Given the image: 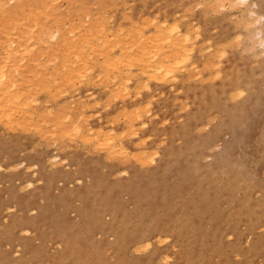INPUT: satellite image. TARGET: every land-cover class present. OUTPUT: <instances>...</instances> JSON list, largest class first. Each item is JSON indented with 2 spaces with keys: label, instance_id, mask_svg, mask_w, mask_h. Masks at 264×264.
<instances>
[{
  "label": "rangeland",
  "instance_id": "rangeland-1",
  "mask_svg": "<svg viewBox=\"0 0 264 264\" xmlns=\"http://www.w3.org/2000/svg\"><path fill=\"white\" fill-rule=\"evenodd\" d=\"M6 1L0 80L40 102L13 107L16 119L28 117L22 129L0 105V264H264V0H43L47 15L71 16L62 83L57 40L24 29L30 17L13 10L27 0ZM161 21L181 28L194 50L165 79L135 77L120 93L118 80L89 87L71 77L70 30L81 44L105 23L111 38L136 33L145 43L160 36ZM124 107L141 118L121 117ZM90 115L96 130L125 132L104 147L85 143Z\"/></svg>",
  "mask_w": 264,
  "mask_h": 264
},
{
  "label": "bare ground",
  "instance_id": "bare-ground-1",
  "mask_svg": "<svg viewBox=\"0 0 264 264\" xmlns=\"http://www.w3.org/2000/svg\"><path fill=\"white\" fill-rule=\"evenodd\" d=\"M13 1L15 2L18 0H13ZM50 1L54 4V3H57L59 0H50ZM7 3L8 2L6 0H0V13L4 14V13L8 12ZM42 4H44L43 0H27V3L25 5H23L21 8H17L16 10H13V12L15 14V17H17L23 11L26 12V15H28L30 17L31 20L27 24L24 25V29H30V32H31L34 30V28H38V32L40 34V37H39L40 39L47 40L49 38H54L57 40L58 54L52 58V62L54 63V66H55V69L57 70L58 76L62 78V80L60 81V83H62L64 81L67 73H66V69L63 67L62 63L59 60V52H61L67 46V44H65L63 42V39L61 38V34H62V29H64L67 26V24H65L64 22H66V21L69 22V19L71 18V16L68 15L64 19H56V18H54V16L47 15L46 12L39 10L40 6ZM140 12H141V10H140ZM259 17H261V16H259ZM161 22L163 23V21H161ZM165 22L167 23V21H164L163 24H166ZM137 23H134V24L132 23V28H133L132 30H135L134 28L137 29V27L139 25V23L138 24ZM162 23L158 22V25L162 24ZM167 24L163 25V26L161 25L162 28H161V26H158L162 31L160 36H157V38H156L158 41L155 39H152V40L149 39L150 41L145 42V43H140V42L136 41L139 38V36H137L136 33H133V34L122 33V34H117L111 38L112 33H110V30L107 26L105 27V25H107L105 23H104V25L98 24L96 27V32L95 33L89 32V35L87 36L86 40L84 42H82L81 44H80V41L74 40L75 39L74 34H72V32L70 30L69 31V38H70V40L74 41V50H72L70 52L68 61H69V66H72V68L75 69L74 72L72 73L71 77L73 78L74 81H80L81 83L88 82L89 87H93L96 84L112 83V82H116L118 80L120 82V86H121L120 93L129 92L128 89L131 88L130 85L132 84L133 78H135V77L136 78H138L139 76H141V78L146 77L147 79H150V80L154 79V81L156 80V82H157V80L165 79L167 76H169L170 74L174 73L177 69H179V67H183L182 62L185 59V55L187 56L186 51L191 52L190 53L191 55L193 54L192 52L194 51L193 49H191V46L189 47V50H187L188 45L191 44V42H192L191 38H190L191 41H189L187 34L181 32V28H177L174 30H168L171 25L170 24L167 25ZM111 25L113 26L114 24H111ZM119 27L120 26H118L117 29H119ZM147 27H149V26H147ZM20 28L23 29V27H20ZM144 28L148 29L145 26L142 27L141 29H144ZM166 28H168V29H166ZM110 29H113V28L110 27ZM122 29L124 30V28H122ZM127 29L125 28L126 31H127ZM138 29H140V27ZM141 29H140V31H141ZM165 29L168 31H166ZM178 29H180V30H178ZM198 33H200V32H197V35H198ZM170 34L172 36L174 34L173 38L171 36L172 39L169 36ZM197 35H196V37H197ZM136 37H138V38H136ZM108 42L112 43L111 44L112 48H110V49H108L107 45L105 46V44H107ZM21 45L23 46L24 44H21ZM39 55H40L41 59H44V56L48 57V55L44 54L43 52H40ZM191 55H189V56L191 57ZM98 56L102 58V60L104 61V65L100 66V67L98 66V67L92 69V67L89 64V60L94 59ZM189 56H187V57L189 58ZM190 59L186 58L185 60L188 61ZM186 61H184V62H186ZM107 71L112 72V75L109 76V73ZM133 71L134 72L136 71L137 73L134 74V73H132ZM42 73H44V72H42ZM25 75H26V73L23 74V77ZM28 75H31V74H28ZM11 77L15 78V81H16V79L22 78V76L18 73L13 74ZM15 81H14V83H15ZM238 83H239V81H238ZM9 84L10 83L7 82L5 79H3L2 81L0 80V105H2L3 107H6V109H8V110H6V111L4 110V111L8 115V116L6 115V117L8 118L9 124L14 126L15 128L17 126L21 127L22 123L19 120L20 119L22 120L24 118L25 121H27L28 117L23 116V118H21L20 116H18L17 117L18 119H16L15 118V113L17 112L16 110L17 109L18 110L19 109L20 110H27L29 107H31V105H29V107L27 109H24L27 105L25 107L21 108L24 105L19 106V104H37L38 102H40L39 97L34 95V97H32L33 100L27 101L26 98H22V97H24V92H23V89L20 87V85H18V84L9 85ZM142 88L143 87H141L140 89H142ZM237 88H239V87H236V89ZM59 90H60L59 91L60 95L65 94L64 89H61V87H59ZM34 94H36V93H34ZM86 94H87V96H86L87 99L90 100V102L94 103L95 107L98 106L97 104H99V100L95 97L94 93L89 92V90H88V91H86ZM19 98H22V99L19 100ZM130 101H132V100H130ZM148 101L150 102V100H148ZM7 104H11V106H9ZM85 104H86V102H85ZM85 104H84L83 108L87 107V106H85ZM14 106H16V107H14ZM131 106H132V104H131ZM138 106H140V105L138 104ZM145 106H146V104H145ZM18 107H20V108H18ZM144 108H146V107H144ZM13 109L16 112H13L14 111ZM85 109H87V108H85ZM140 109H142V108H140ZM122 110H123L122 111L123 113L119 114L120 116L123 115L121 117H127L128 115H133L132 118L135 119V111L136 110L130 111V110H127L126 107H124ZM4 111H1V109H0L1 113H3ZM138 111H140V112L137 113V111H136V113H137L136 116H138V114H139L138 117L141 118V112L142 111L141 110H138ZM19 112H21V111H19ZM19 112H18V114H19ZM23 114H27V113H23ZM3 116H5V115H3ZM7 118H5V119H7ZM32 118L30 115L29 120L33 121L34 118L33 119ZM37 118H38V116H37ZM100 119H102V118H100ZM100 119L98 118L99 121L97 122V126L99 128H103L102 127L103 122ZM36 120H38V119H36ZM34 121H33V123H35V122H37V123H35V124L31 123L33 125L32 127H36L38 125L37 127L41 129L40 126H42V125L40 124V122H39V124H40L39 125L38 121H35V122ZM39 121H40V119H39ZM92 122H93L92 115L85 116L84 118H82L81 124L85 127L80 132L79 140L84 141L85 143L92 144L93 146L100 148V147H104L105 145H111V144H113V140H115L114 139L115 136L116 135L118 136L119 133L121 134V132H122V131H120L119 133H117L115 127L96 130L93 127ZM23 123H25V122H23ZM28 123H29V121H28ZM25 124H27V122ZM45 124L47 126L48 123H45ZM48 125H50V124H48ZM28 126H29V124H28ZM26 127H27V125H26ZM22 128L23 127H21V129ZM38 128H36V129L40 130ZM30 129H32V128H30ZM133 131L134 130H132L131 133ZM123 132H125V131H123ZM138 133H139V131H138ZM144 140H146V139H144ZM140 144H141V146L137 148L139 150L138 153L141 155V158L142 157L144 158L145 156L147 157V154L149 155L150 151L146 150L143 147L144 143L143 144L140 143ZM157 149H159V148H157ZM120 151L124 152V151H126V148L124 146H120V148L118 149V152H120ZM147 151H148V153H147ZM133 153L134 152H132V155H133ZM151 153H153V152H151ZM153 154L155 155L156 153H153ZM125 155H127V154H125ZM151 159H152V156H151ZM246 203H248V202H246ZM145 244H146V242H145ZM138 250L140 251V249H138Z\"/></svg>",
  "mask_w": 264,
  "mask_h": 264
}]
</instances>
